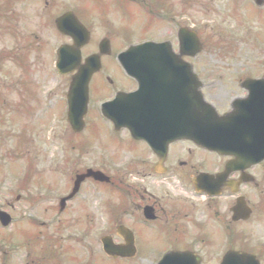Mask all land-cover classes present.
Masks as SVG:
<instances>
[{"label":"flooded vegetation","instance_id":"1","mask_svg":"<svg viewBox=\"0 0 264 264\" xmlns=\"http://www.w3.org/2000/svg\"><path fill=\"white\" fill-rule=\"evenodd\" d=\"M42 1L48 5L52 0ZM82 1L94 7L85 13L108 17L100 28L109 54L148 40L166 42V51L179 54L180 30H194L190 15L184 19L191 0ZM99 43L90 39L82 50L94 53ZM101 59L102 67L89 83L87 114L93 113V98L110 99L138 87L117 62L110 68ZM241 69L238 65L235 70ZM259 70L252 66L244 78L227 80L233 85L230 91L204 94L209 102L221 101L211 103L223 114L234 99L247 94L245 79L258 77ZM102 87H108L106 93ZM203 87L208 88L205 78ZM37 104L43 109L39 101H32V115ZM66 111L67 103L61 101L49 114ZM99 116L98 109L95 117ZM110 129L114 131L112 124ZM120 131L130 156L110 160L108 168L94 159L101 168L92 161L93 169L103 171L107 181L85 177L74 193L75 175L59 173L66 167L64 159L56 160L54 173L30 163L23 175L15 160L0 158V264H157L164 254L180 252L197 256L201 264H220L228 251L252 254L264 264V160L244 164L189 140L168 143L161 157L146 141L133 139L129 130ZM34 168L38 173L28 175Z\"/></svg>","mask_w":264,"mask_h":264},{"label":"rangeland","instance_id":"2","mask_svg":"<svg viewBox=\"0 0 264 264\" xmlns=\"http://www.w3.org/2000/svg\"><path fill=\"white\" fill-rule=\"evenodd\" d=\"M26 1L10 0L7 3L6 0L0 1V8L3 6V15L5 16L0 30V119L3 120L0 123V135L3 136L0 158H5L8 161L15 160L12 159L14 155L9 156L14 149L11 141L12 134L13 130L17 133L15 127L24 125L21 119L24 118L22 116L26 107L22 103L17 110L15 102L20 99L25 103L24 97L29 98L31 94H37L40 97L39 104L43 109L38 105L34 112V118L29 114H27V118L30 123H36L37 119L40 120L43 117L44 110V112H48L44 120L48 118L49 122L42 127V130L46 131L41 136L44 142L38 146H33V143H25L23 146L17 147L16 150L19 152L21 149L20 153L27 159L34 157L38 168L45 169L46 174L53 173L56 160L64 159L66 165H69L62 167L59 173L65 172V174L74 175L83 168H93V162L99 166L93 159L95 158L93 148L99 150L102 147L109 149V153L100 150L99 154L103 160H111L115 157L125 160L130 156L127 155V141L124 137L114 135L110 127L102 120L94 118L90 123L92 116L89 115L86 130L72 138L70 128L68 127L66 131L63 119L57 114L52 116L49 114L58 107L61 100L64 101L61 96L67 90L70 79L69 75H58L54 69L56 49L67 41L57 32L54 19L67 9H76L78 0H54L49 7L44 6L43 2L31 4ZM252 1L193 0L192 9H187V13L191 14V23L196 27L198 38L202 44V51L192 62L195 63L196 69L202 72L205 81L208 78L218 79L214 85L201 88L203 94L204 92L205 94H220L230 91L233 85L227 80L244 78L250 72L251 66L259 67L260 70L256 73L259 76L264 75V14H261L264 13V3L260 6L262 12L254 13V9L248 6V4L254 6ZM87 4L81 2L79 5L81 6L79 10L84 12L82 13L84 16L88 15L85 13L89 8ZM185 15L187 17V14ZM98 36L100 33L95 37L98 38ZM27 42H30L28 50L22 47V45L27 46ZM46 42H49V46L44 47ZM113 62V60L108 61V67L114 68L113 65H110ZM246 64H249L250 67H247ZM238 65L239 69L242 68L241 70H235ZM119 80L122 81L120 76ZM23 81L27 85V89L24 91L21 87ZM28 85L33 92H28ZM54 85L57 86V90L49 96L47 89ZM107 90L108 87L101 88L102 93H106ZM94 94L96 92H92V95ZM206 95L205 98L208 100ZM209 100L221 102L215 98ZM32 113L30 112V114ZM17 118L19 119L16 121ZM53 120L56 123L52 124ZM25 125L23 126L25 127L24 132L20 135L22 138L27 136L25 131L29 124L25 123ZM59 132L61 133L57 138L56 134ZM89 134L91 135L89 136ZM83 138H86V145L89 147L79 151L77 142ZM115 147H119L121 151L116 153ZM16 158L15 163L19 164L21 168L24 163L20 155H17ZM103 160L99 163L104 164ZM105 163L108 168L109 162ZM26 166L29 167V164ZM50 169L52 172L49 171ZM37 173L34 168L28 175ZM22 174L25 173L22 172ZM100 198H102V194H100Z\"/></svg>","mask_w":264,"mask_h":264},{"label":"water","instance_id":"3","mask_svg":"<svg viewBox=\"0 0 264 264\" xmlns=\"http://www.w3.org/2000/svg\"><path fill=\"white\" fill-rule=\"evenodd\" d=\"M56 25L61 33L72 36L75 42L77 41L76 38L78 37L82 38L83 36L84 37L86 36L85 34L86 32L84 31L83 27L76 21V19L70 13L65 14L60 18H58L56 20ZM194 47L195 49L193 50L192 55H194L200 50L197 41ZM126 56L132 57V54H128ZM122 62L127 69L131 70V72L141 70V68L139 67H135V68L133 67V64L136 63L137 60H131L130 58L129 60L124 59ZM175 62L177 63V59L175 60ZM98 66H99L98 55L89 57L88 59H86L84 65H80V55L78 49L74 50L72 48H67L66 46H64L61 47L58 51L57 68L60 73L64 74L70 72L74 68L78 69V73L74 76L73 81L71 83L69 95H68L69 98L68 119L71 125L73 126V128L75 129H80L82 127V113L84 112V107L86 103L85 102L86 84L91 73L97 70ZM255 86H260V83L255 84ZM175 87H177V85H175ZM190 88L192 90L195 89V91L194 92L192 91V93L190 92V94H186V97H184V99L189 100L191 104V107H189L187 112V122L185 126H188L189 123L194 124L196 127V131L192 133L171 132L168 133V135L174 138L191 137L196 139L197 141L202 142L203 144H205L206 146H208L213 150L219 152L223 151L225 146L223 137L225 136V134L224 132H222L221 128L225 123L230 122L233 119V117H230L231 115H229L228 117L230 118L226 122H225L226 119L225 117H217L214 111L203 102L201 95L197 91L198 83L196 84L192 83L190 85ZM135 94L136 95L133 97L131 95L126 98L118 97L116 99V101L119 99L121 100L127 99L128 102H131L132 109L130 108L125 109L124 106L125 104H124V105H120L123 106L122 108L120 106L119 108H111L110 110L113 111V113H111V115L110 114L108 115L115 122L117 128L120 126H127L131 130V133L134 137H145L142 135V133L144 132L141 130L140 125L134 122L137 119L138 120L141 119V117L136 116L137 114H134L135 115L134 116L133 114L130 113L133 110V108L139 109L140 102L143 100L141 98V90L137 91V93ZM182 98L183 97L180 96V101L182 100ZM254 100H256L257 102L262 101V103H258L260 110L258 112L255 110L248 117L249 119L248 126L252 128L251 131L246 132V130H243V133L239 132L238 135L236 133H230L228 135L232 138L233 137L237 138L239 143L250 140L254 144L253 156L261 159L264 157V97L261 96L260 94H257L256 92L251 91L247 99H245V101L253 102ZM111 104H113V102L110 103V105ZM108 105L104 106L106 110H107L106 107ZM166 119L171 120L172 117L168 118L166 116ZM183 119H184L183 116L180 115V121H182ZM175 120H177V118ZM179 124L181 125L182 122H180ZM170 126L176 127L177 124L171 123ZM244 149L246 150V148ZM233 153H235V151ZM88 174H93L94 176L100 175L99 173L92 172L91 170H88L86 175ZM180 257L184 258V256H180ZM229 262L230 259H227L224 261L223 264H228ZM231 264H235V263H231ZM242 264H251V263L247 262Z\"/></svg>","mask_w":264,"mask_h":264}]
</instances>
